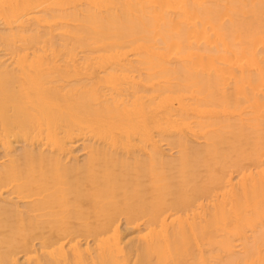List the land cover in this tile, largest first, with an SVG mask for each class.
<instances>
[{"label": "bare ground", "instance_id": "obj_1", "mask_svg": "<svg viewBox=\"0 0 264 264\" xmlns=\"http://www.w3.org/2000/svg\"><path fill=\"white\" fill-rule=\"evenodd\" d=\"M0 147V264H264V0H0Z\"/></svg>", "mask_w": 264, "mask_h": 264}, {"label": "rangeland", "instance_id": "obj_2", "mask_svg": "<svg viewBox=\"0 0 264 264\" xmlns=\"http://www.w3.org/2000/svg\"><path fill=\"white\" fill-rule=\"evenodd\" d=\"M19 144V145H18ZM18 144H16V147L17 148H19V149H21L23 146V143L21 144V143H18ZM79 146L77 145L76 147H75V149L76 148H78ZM0 149H1V147H0ZM79 149V148H78ZM78 149H76V151L78 150ZM2 151H3V149H1L0 150V155L2 154ZM78 152V151H77ZM79 153H80V155H81V152H78V155H79ZM83 157L84 156H80L79 157V159L80 160H82L83 159ZM5 191V190H4ZM3 191V192H4ZM5 196H7V193H5V195L3 196V197H5ZM1 229V228H0ZM1 230H4V229H1ZM121 230H122V236L123 237H125L124 239V241H126V242H130L131 240H134V238H136V236H137V232H135L136 231V228H135V226H133V225H131V224H127L126 223V220L125 219H123L122 221H121ZM81 239V242H85V239L82 237V238H80ZM135 243H137V242H135ZM91 244H92V242H91ZM19 257V262L21 263L22 261H24L23 259V257H22V255H19L18 256Z\"/></svg>", "mask_w": 264, "mask_h": 264}]
</instances>
